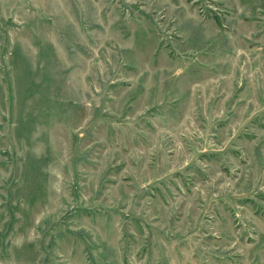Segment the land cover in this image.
Instances as JSON below:
<instances>
[{"label": "rangeland", "instance_id": "obj_1", "mask_svg": "<svg viewBox=\"0 0 264 264\" xmlns=\"http://www.w3.org/2000/svg\"><path fill=\"white\" fill-rule=\"evenodd\" d=\"M0 264H264V0H0Z\"/></svg>", "mask_w": 264, "mask_h": 264}]
</instances>
